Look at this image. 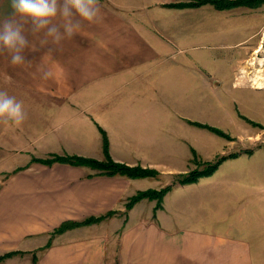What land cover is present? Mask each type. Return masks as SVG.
<instances>
[{"label":"crops","instance_id":"1","mask_svg":"<svg viewBox=\"0 0 264 264\" xmlns=\"http://www.w3.org/2000/svg\"><path fill=\"white\" fill-rule=\"evenodd\" d=\"M184 1L99 0L95 22L81 20L72 40L41 45L43 33L26 30L24 64L0 55V90L22 101L26 113L15 130L0 124V174L26 167L0 184V255L23 252L0 264H34V254L37 264H258L264 155L258 162L255 155L229 158L211 176L173 184L158 209L157 200L145 198L126 211L138 191L160 189L194 169V150L206 162L234 152L226 139L216 145L214 132L189 121L209 122L223 82L246 87L264 18L248 7L164 6ZM11 12V0H0V24ZM44 71L51 76L43 79ZM199 96L213 99L200 106ZM103 131L115 161L157 169L158 177L31 162L54 154L103 160ZM111 211L101 222L53 236L66 221Z\"/></svg>","mask_w":264,"mask_h":264},{"label":"clouds","instance_id":"2","mask_svg":"<svg viewBox=\"0 0 264 264\" xmlns=\"http://www.w3.org/2000/svg\"><path fill=\"white\" fill-rule=\"evenodd\" d=\"M11 8L10 16L0 24V55L9 56L12 66L26 62L23 55L29 46L24 35L26 30L33 36L43 33L41 45L51 43L59 47L62 41L72 40L77 34L81 20L93 23L100 11L99 0H11ZM57 16L61 17L62 23L56 22ZM26 25H31L30 29H26ZM50 76V72H42L43 79ZM5 83H11V77L6 76ZM25 118L22 101L6 90H0V124L5 130L19 128Z\"/></svg>","mask_w":264,"mask_h":264},{"label":"rangeland","instance_id":"3","mask_svg":"<svg viewBox=\"0 0 264 264\" xmlns=\"http://www.w3.org/2000/svg\"><path fill=\"white\" fill-rule=\"evenodd\" d=\"M166 4H164V6H166ZM239 7L245 8L248 6L245 5ZM211 8H214V6ZM248 8L260 10L264 18V4L258 8H251V7ZM222 10H226V9H222ZM253 26L256 27V25ZM260 37L262 42V46L260 47V50L257 51L256 54L252 52L253 54L250 55V58L247 62V64L249 65L247 68V72H246L247 75L245 79L246 87L238 88V89H227L226 84L223 82L221 88L219 90H216V94L214 97L216 108L214 109L208 108L209 109L208 111H210V113L212 112L213 109L212 112L213 115L212 118H210L209 122L203 121L201 118H199V120L197 121H189L191 123L194 122L208 126L211 124L210 126L214 128L217 127L222 129V131L228 134L229 137H224L214 132V134L211 135L214 136L216 145H218L219 142H223V141L225 142L227 140L226 142L228 143V145L232 148V150H234V152H230L228 153V155L231 153L239 152L240 154H238V156L240 155H246L247 157H251L252 155L257 156V158L253 159L252 162H256V161L258 162V160H260L264 155V26L262 28V31L260 32ZM173 55L175 56L178 54H173ZM218 65L219 63L216 61L215 67H217ZM178 73L181 72L178 71ZM177 83H181V80L178 79ZM198 91L199 90L197 91L191 90L189 91V93L195 95L196 93H198ZM211 97L212 96L197 97L199 101V105L201 106L203 100L213 99ZM17 100L19 99L17 98ZM218 100L222 101V107L218 104L217 102ZM199 112H200L199 115L201 117V114L203 113V109L201 111V108H199ZM245 117L248 118L249 120L256 122L257 125L250 123ZM196 126L199 127L200 129L201 128L205 130L209 129L207 127H202L197 124L195 125V127ZM205 132L209 133L208 131ZM191 147L195 149L193 145H191ZM30 149L34 150L36 149V146H32ZM33 152L36 155L39 156L41 155V152L38 150H34ZM193 152H197V151L194 150ZM196 154L198 157V153ZM46 155L47 154H43V156ZM49 157H52V155L46 158ZM24 160L25 158L17 160L16 164H22ZM7 172H9V168ZM158 172L160 174V171ZM158 175L156 177H158ZM6 177H7L6 174H0V184L3 183ZM153 184L154 181L148 183L150 187H153L152 186ZM160 189H156V190H160ZM263 199H264V195H263ZM263 206H264V202H263ZM261 213H262L261 215L264 216V210ZM254 257H255V261H257L258 264H264V241L261 249L259 248L257 250L254 249Z\"/></svg>","mask_w":264,"mask_h":264},{"label":"trees","instance_id":"4","mask_svg":"<svg viewBox=\"0 0 264 264\" xmlns=\"http://www.w3.org/2000/svg\"><path fill=\"white\" fill-rule=\"evenodd\" d=\"M206 4L213 5L216 9H220V10L232 9L235 7L245 6V5L251 8H258L264 4V0H188L184 2L169 3V4H166V6L170 8H195V7H201ZM246 119L250 123L257 125L256 122L249 120L248 118ZM192 123L194 125L197 124L202 127H207L211 131L221 136L229 137L228 134L223 132L222 129L220 128H217V127L214 128L210 125L209 126L202 125V124H198L194 122ZM103 150L105 154V158L103 160L88 158V157L79 156V155L54 154L52 155V157H49V158L33 157L32 162H38V163H42L48 166H51L56 162L68 163V164H72L76 166H90L94 169H97L99 175L125 176L128 178L156 177L159 174V172L154 168H149V167L146 168V167H142L141 165L131 166L126 163L115 161L110 155L109 140L104 131H103ZM194 153H195V156L193 158V162L197 165L196 168L186 173L177 174L175 176L174 183L167 185L160 190L150 188L147 190L138 191L136 194H134L128 199L126 203V211L130 210L137 202L145 198L151 199V200L153 199L157 200L156 209H158L161 206V202H162L164 195H166V193L170 191L173 184H190V183L198 182L200 178L202 177H208V176L213 175L218 169V167L220 166V164L223 163L225 160L229 158H235L238 156V154H240L239 152L231 153L229 155L220 156L214 162H203L199 160L196 152ZM25 168L26 167H22V168L19 167L15 169L12 173H8L7 176L12 175L13 173H17ZM115 213H116L115 211H111L104 215H101L98 217H95V216L89 217L82 221H66L62 223L58 228H56V230H54L53 236L55 234L63 233L68 229L101 222L102 220L108 218V216L110 217L114 215ZM51 239L52 238H50L49 243H47V245L44 246V248L51 245ZM18 254H23V252L17 251V250L5 252L4 254L0 255V262H3L6 259L11 258ZM34 264H37L36 254H34Z\"/></svg>","mask_w":264,"mask_h":264}]
</instances>
